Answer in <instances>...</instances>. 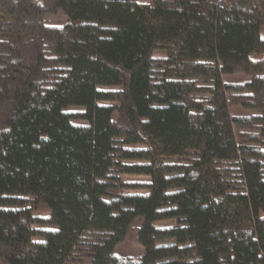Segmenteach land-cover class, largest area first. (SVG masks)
<instances>
[{
	"label": "trees",
	"instance_id": "obj_1",
	"mask_svg": "<svg viewBox=\"0 0 264 264\" xmlns=\"http://www.w3.org/2000/svg\"><path fill=\"white\" fill-rule=\"evenodd\" d=\"M0 264H264V0H0Z\"/></svg>",
	"mask_w": 264,
	"mask_h": 264
},
{
	"label": "rangeland",
	"instance_id": "obj_2",
	"mask_svg": "<svg viewBox=\"0 0 264 264\" xmlns=\"http://www.w3.org/2000/svg\"><path fill=\"white\" fill-rule=\"evenodd\" d=\"M50 19L52 23L58 24L60 20H62L61 15H49L47 16V19ZM156 56L161 55V52L157 51L155 53ZM245 77L242 74H231V75H226L224 76L225 80H242ZM69 109L75 110L77 107H70ZM77 122H84L82 119H76ZM125 179L131 183L134 184H143L147 183L148 177L145 175H134V174H127L124 175ZM132 191H146L143 188H138V189H132ZM34 211L37 214L40 215H46L47 208L44 205H39L38 208L34 209ZM171 222L168 221H160L157 223L158 226H165L166 224H170ZM140 225V221L138 219H135L130 227V229L127 231L125 237L116 244L114 248V252L116 255L119 256H130V257H137L139 256L142 251H143V245L136 240L137 236V227Z\"/></svg>",
	"mask_w": 264,
	"mask_h": 264
},
{
	"label": "built area",
	"instance_id": "obj_3",
	"mask_svg": "<svg viewBox=\"0 0 264 264\" xmlns=\"http://www.w3.org/2000/svg\"><path fill=\"white\" fill-rule=\"evenodd\" d=\"M222 2V0H216V3H221Z\"/></svg>",
	"mask_w": 264,
	"mask_h": 264
}]
</instances>
